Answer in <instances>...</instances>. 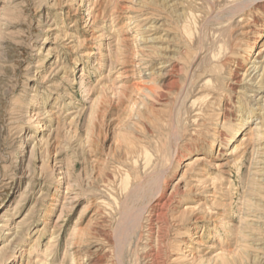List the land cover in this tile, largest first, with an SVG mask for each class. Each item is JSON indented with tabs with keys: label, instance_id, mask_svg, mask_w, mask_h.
<instances>
[{
	"label": "rangeland",
	"instance_id": "1",
	"mask_svg": "<svg viewBox=\"0 0 264 264\" xmlns=\"http://www.w3.org/2000/svg\"><path fill=\"white\" fill-rule=\"evenodd\" d=\"M0 264H264V0H0Z\"/></svg>",
	"mask_w": 264,
	"mask_h": 264
},
{
	"label": "bare ground",
	"instance_id": "2",
	"mask_svg": "<svg viewBox=\"0 0 264 264\" xmlns=\"http://www.w3.org/2000/svg\"><path fill=\"white\" fill-rule=\"evenodd\" d=\"M209 83V81H206L205 82V84H208ZM83 89H85V87L83 86L82 88H81V94H83L85 91H82ZM243 120V119H242ZM39 129H40V124L39 123H37L36 124V127L35 128H33V130L32 131H39ZM25 142H26V139H24L23 141H22V146H21V149L25 146ZM75 243V242H74ZM74 243L72 244V245H74ZM71 244V243H70ZM75 246V245H74ZM70 250V249H69ZM10 257H12L11 259H10V261H13L14 259H16V257L17 256H10Z\"/></svg>",
	"mask_w": 264,
	"mask_h": 264
}]
</instances>
